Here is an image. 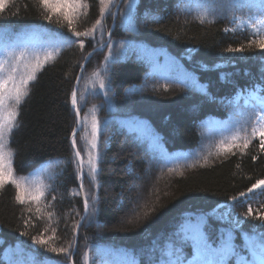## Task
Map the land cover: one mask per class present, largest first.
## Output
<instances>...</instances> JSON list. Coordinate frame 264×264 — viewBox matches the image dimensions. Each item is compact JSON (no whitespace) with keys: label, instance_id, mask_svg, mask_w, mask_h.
Wrapping results in <instances>:
<instances>
[{"label":"trees","instance_id":"1","mask_svg":"<svg viewBox=\"0 0 264 264\" xmlns=\"http://www.w3.org/2000/svg\"><path fill=\"white\" fill-rule=\"evenodd\" d=\"M188 1L192 4L182 2L180 7H176V0H124L109 44L104 50L93 53L85 64L77 89L84 129L78 132L77 143L85 158V173L87 152L81 136L89 128L87 121L91 120L93 111L101 121L100 158L96 186L90 183L87 175L84 177L85 191L90 197H97L96 212L93 214L89 208L75 242L73 226L81 218L84 206L70 142L77 121L70 99L82 62L90 50L103 41L112 17L105 13L102 29L98 27L92 37H72L76 42L68 45L66 41L71 33L67 27L60 28L42 19L43 9L36 5L35 0H9L0 15V28L37 27L43 38L33 49L40 52L51 50L55 58L50 59L37 73L36 80L30 83L29 95L19 106V127L9 138V147L15 153L13 167L17 176L28 177L29 183L35 186L42 183L47 187L39 204L15 201V188L11 184L0 191V264H8L5 260L7 251L17 245L34 249L40 257L60 264H72L71 257L45 252L30 239L49 226L45 235L51 236V228H55L53 243L56 246L67 247L71 243L72 252L76 243L74 264H83L85 253L89 257L88 264H137V261L146 264L143 257L159 261L163 255L155 250L163 248L158 239L167 228L173 224L177 228L187 215L209 214L221 205L227 206L232 196H239L257 179L264 177V153L257 148L258 144L251 142L243 153L239 148L232 152H215L210 143V131L205 130L203 134L208 120L228 116L229 106L223 104L221 107L217 96L200 93L191 82L175 84L168 81L155 72L152 64L147 67L143 55L142 59L135 60L128 53L135 41L165 50L179 59L198 80L206 81V75L209 76L211 82L218 83L217 87L213 85L219 90H227V84H219L217 80L221 73H226L231 80L234 71L255 69L263 63L264 54L259 50L245 53L223 51L252 39L246 34L223 31L229 17L240 15V6L245 8L241 0ZM83 2L89 7L81 10L87 14L76 21L78 31L90 28L99 18L98 0ZM79 39L84 40L83 48L79 46ZM109 47L112 56L106 64ZM223 61L224 65L219 66L218 63ZM202 67L208 70L204 71ZM96 72L104 78V89L98 86L94 76ZM229 103L232 110L238 109ZM121 118L146 120L149 126L164 135L171 150H178V158L164 171L156 158L146 153L143 138L128 133L124 125L116 122ZM119 141L126 144L125 150L120 149ZM131 149L137 156L131 155ZM195 157L199 158L196 160ZM205 157L207 163L204 162ZM110 158L115 160L111 168L114 174L108 171ZM146 170L156 181L155 194H150L145 203L154 211L148 216L140 215L141 206H136L135 210L140 215L138 221L123 223L125 215L117 206L121 201L130 202L133 197L132 175L143 174ZM147 190L145 183V193ZM163 192L168 195L161 196ZM92 203L90 198L89 204ZM37 206L40 213L36 212ZM29 207L32 212L27 211ZM246 211L240 206L231 210L225 222L212 215L208 226H205V234L213 236L220 230L224 236L229 231L239 243L240 233L230 224L236 216L247 232L254 227L264 228L260 221L245 218L243 213ZM50 212L53 215L49 219ZM28 217L32 220L26 228L22 221ZM103 222L106 227H102ZM32 223L35 227L31 226ZM26 230L29 236L21 235ZM119 253L125 255L122 260L117 258Z\"/></svg>","mask_w":264,"mask_h":264},{"label":"snow or ice","instance_id":"2","mask_svg":"<svg viewBox=\"0 0 264 264\" xmlns=\"http://www.w3.org/2000/svg\"><path fill=\"white\" fill-rule=\"evenodd\" d=\"M36 5L43 9L41 18L55 23L60 28L65 26L71 36L68 37L66 43L70 45L74 43L72 37L75 38H87L92 37L96 32L97 28L102 29V21L105 17V13H109L110 7L113 0H98L100 5L99 18L95 20L90 28L84 31H78L76 28V21L81 15H86V10L89 5L84 3L83 0H35ZM9 4V0H0V15H2ZM133 6L130 3L129 9ZM16 14V13H13ZM110 14V13H109ZM55 17V20H54ZM233 21L235 27L224 28V32H236L238 29L244 28L245 26L252 29V32L256 38L250 39L246 44H240L237 47L229 46L223 49L224 52L228 53H245L259 50L261 54H264V4L260 6L257 12L249 13L247 20L242 17L233 15ZM203 22V18H201ZM80 48L84 47V40H78ZM57 52L59 49L56 50ZM91 53H89V56ZM112 56L111 48L109 47L108 56L105 57L107 64L108 59ZM55 58V53L51 50H44L43 52L37 51L36 49L29 48L28 46H6L3 55H0V191L4 189L6 185L11 184L15 188V201L20 204H27L29 202H35L39 204L41 198L45 194L47 186L42 183L39 186H35L34 183H29V178L24 176H17L13 167L14 151L9 147V138L15 128L19 127L17 117L19 115V106L25 97L29 95V85L37 78V73L44 67V65L50 60ZM105 64V67H106ZM96 81L100 89L105 88V81L99 72L94 73ZM79 83V77L77 78ZM194 84L198 82L194 81ZM94 88L95 84L92 85ZM202 87V86H201ZM107 95V93H105ZM71 103L75 107V115L77 117V125L81 130L83 129L82 119L80 116V108L77 106V93L75 90L71 93ZM254 120L250 130L248 128V121ZM89 126L88 130L84 131V135L81 136V140L85 143V149L87 152V173H85V160L81 154V150L77 147V128H74L71 133V144L74 148V156L77 164V171L79 175V187L83 189V180L85 175L88 176L90 183L95 187L97 184L96 176L99 165L100 151H99V140L101 133V121L95 115H93L90 121H87ZM243 133V135H242ZM259 138L260 151L264 152V96L261 97V102L258 111H254L249 115L246 120L235 128L231 136L228 138L229 143H225L224 140L220 142L218 147L221 151L232 152L234 148H239L243 153L250 145L254 138ZM242 141V143H241ZM255 159V157H254ZM204 162L207 163V157L204 158ZM195 167V165H192ZM239 167V166H237ZM171 172L172 169H169ZM183 175V172L180 173ZM264 189V179H257L255 183L247 189V193L240 192L239 197H245L248 193H252L254 190ZM238 196H232L231 200L236 201ZM93 203L89 204V199ZM55 200V197H52ZM97 197L92 195L91 197L86 192L83 197V206L85 211L91 208V212H96L95 202ZM144 216H148L154 208H149L147 204L144 205ZM28 212H32L31 207L27 208ZM41 209L39 206L36 208V212L40 213ZM53 213H48L49 219ZM245 218H252L264 224V212H253L251 205L248 206L247 211L243 213ZM83 219V218H82ZM32 218L28 217L23 219L22 223L27 228L31 223ZM206 221H202L198 224L195 229V235L192 237L194 246L196 248L197 255L193 257V260H184L182 258V249L177 248L175 260H159L157 264H227V260L230 256H237V264H245V258L240 256L237 250V246L229 243L226 245H220L214 249L212 243L209 242V237L203 231V224ZM240 221H237L236 227H240ZM35 227L34 223L31 224ZM50 227V226H49ZM49 227L43 228V230L36 235H32L30 239L32 242L41 248L45 252H50L60 256L61 254L71 257L72 245L69 243L67 247L56 246L53 241L55 239V228H51L52 235L46 236L45 233L49 231ZM80 224L77 222L73 226V232L79 229ZM23 236H29V232L26 230L21 233ZM253 249H260V264H264V234L261 235L259 244H252ZM202 249H206L213 254L219 253V259L212 260H199V256ZM173 253H169L172 255ZM255 255V252L253 253ZM89 257L87 253L82 257L83 264H88ZM56 264H60L59 261ZM254 264V262H253Z\"/></svg>","mask_w":264,"mask_h":264},{"label":"rangeland","instance_id":"3","mask_svg":"<svg viewBox=\"0 0 264 264\" xmlns=\"http://www.w3.org/2000/svg\"><path fill=\"white\" fill-rule=\"evenodd\" d=\"M264 95H260V96H255L253 95L251 98V103H253L255 106L259 107L260 106V102H261V97ZM119 147L121 150H125L127 148L126 144H123L122 141H119ZM131 155L132 156H137L134 153V150L131 149ZM108 171L110 174H114V171L112 168L113 164L115 163L114 158H110L108 159ZM132 199L130 200V202H125V201H121L120 205L117 206V208L119 210H121V212L124 213L125 217L123 219V223L126 224H131V223H136L138 221V218L140 217V215H142L145 211L144 206L145 203H147L148 199H149V195L150 194H155V189H156V181L153 177H151L150 173L148 170H146L143 174H133L132 175ZM145 183L146 185H148V190L147 193H145ZM151 188V189H149ZM109 190V189H108ZM168 195L167 193H162L161 196H166ZM159 195V197H161ZM143 204V205H142ZM136 206H141L139 211V214L137 213V211L135 210ZM142 209V210H141ZM106 223H102V227H106ZM255 251H251V254L253 256L254 261L257 264H260V254H258L257 252H255V255L253 254ZM171 260V259H170ZM237 264V261H236ZM245 264H249V262H245Z\"/></svg>","mask_w":264,"mask_h":264}]
</instances>
